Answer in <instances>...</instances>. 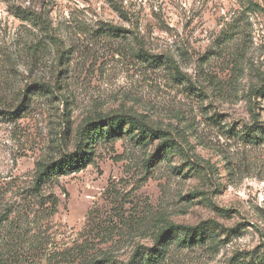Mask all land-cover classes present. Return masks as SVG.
Listing matches in <instances>:
<instances>
[{"label":"rangeland","instance_id":"1","mask_svg":"<svg viewBox=\"0 0 264 264\" xmlns=\"http://www.w3.org/2000/svg\"><path fill=\"white\" fill-rule=\"evenodd\" d=\"M115 114L163 135L88 137L86 163L33 190ZM163 251L264 264V0H0V264Z\"/></svg>","mask_w":264,"mask_h":264},{"label":"trees","instance_id":"2","mask_svg":"<svg viewBox=\"0 0 264 264\" xmlns=\"http://www.w3.org/2000/svg\"><path fill=\"white\" fill-rule=\"evenodd\" d=\"M20 13V11H19ZM29 17H33L37 19L39 22H43L41 15H36L30 11H24ZM144 58L148 61L152 66H159L162 62V59L158 55H151L149 52L143 51ZM177 68V65H175ZM178 74H180L179 69ZM129 125L131 128L138 130L140 134L143 136L138 139V142L141 144H147V138H153L155 136L160 137L163 135L158 129L153 128L149 124H147L144 120L132 116V115H122L115 114L102 121L90 122L86 126H84L80 131V136L83 138L81 145L79 144V150L72 155L63 156L59 160L43 163L37 170L35 176V184L33 190L35 192H39L42 186L55 174L65 172L72 169L79 168L83 163H86L89 160L91 155L85 154L83 157L79 154L80 149L82 148V143H84L85 139L91 136H95L98 134L99 137L105 139H112L117 136H120L123 131L121 126ZM174 147L173 140L166 139L159 144V149L168 151ZM153 162V159L149 160V165ZM164 256V251L160 253L152 254L148 259V264H156L161 258Z\"/></svg>","mask_w":264,"mask_h":264}]
</instances>
